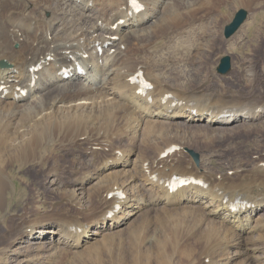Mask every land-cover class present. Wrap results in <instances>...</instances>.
I'll return each instance as SVG.
<instances>
[{
  "label": "bare ground",
  "instance_id": "1",
  "mask_svg": "<svg viewBox=\"0 0 264 264\" xmlns=\"http://www.w3.org/2000/svg\"><path fill=\"white\" fill-rule=\"evenodd\" d=\"M139 1L140 10L130 0H0V61L7 62L0 66V210L22 196L9 202L15 164L41 176L28 185L39 195L28 189L23 213L2 222L0 258L16 244L10 264L65 257L80 264L84 246L98 264L105 249L107 264H207L202 254L211 264H264V220L256 219L264 208V153L225 158L211 148L223 139L211 134L214 127L244 120L264 129V91L257 80L247 92L215 81L234 68L221 79L215 67L206 74L214 80L197 85L173 79L181 65L169 67L171 45L140 56L133 41L157 45L202 33L193 32L200 8L175 11L164 25L166 9L188 3ZM140 72L152 88L141 87ZM234 78L241 83L243 75ZM214 158L222 159L219 170ZM175 178L187 183L175 187ZM78 184L82 191L71 188Z\"/></svg>",
  "mask_w": 264,
  "mask_h": 264
},
{
  "label": "rangeland",
  "instance_id": "2",
  "mask_svg": "<svg viewBox=\"0 0 264 264\" xmlns=\"http://www.w3.org/2000/svg\"><path fill=\"white\" fill-rule=\"evenodd\" d=\"M183 1L188 3V6L185 9L182 7L178 8L177 10H174L173 8L166 9L164 11V14L160 18L159 22L164 25L167 24L168 22H172V20L179 15L178 12L175 11L183 12L188 9L200 8L201 10L200 13H198L195 16V18H197L196 21L197 25L196 28L193 29V32L194 31H197V33L201 32L202 33V34L200 33L201 35L195 36L193 33L190 32L186 35L181 36L180 40H178L177 42L174 41L172 43H169L170 39L167 40L164 39V41L161 40V43L157 45L155 44V41L154 42L147 40H143L142 42L133 41L131 43L133 48L139 50L138 53L140 54V56H145V55H149L151 53L150 51H154V52L162 51L164 47H166L167 45L168 46L171 45L172 46L171 51H173L171 57L173 58V61L169 62V67L173 65H177V66L181 65V66L172 69L170 71L172 75L170 76H172L173 79L175 77L178 81H182L187 85L200 84L210 75L213 76V80H214L215 78L214 74L211 73L208 74L207 76L206 74L215 67H216L215 71L218 74H221L219 75L221 79H223L224 75L228 76L232 68H234L237 69L235 71L236 75H243V80L241 83H239L234 78L235 72L232 77H226L227 80L225 82H220L219 80H216V78L215 81H218V83L224 85L223 88L234 87V89L237 88L239 91L247 92L254 84V80H257L258 83H256L255 87L256 89H258L260 93H262L264 91V78L261 79V76L259 75V70L264 65V1L261 0L263 4L257 6L254 4L252 5L242 4L238 0H183ZM240 7H243L248 11V16L244 21V23L241 25V27L232 36L226 38L223 33L224 26L233 19L236 11ZM200 18L201 20H199ZM179 36L180 35H178V37ZM257 39L260 40L259 42L261 44L258 43ZM196 46H198L201 50H197L195 48ZM124 47L125 46H123V48ZM112 51H114V49ZM100 52H102V50H100ZM225 55L230 56L231 67L226 73H220L218 72L217 68L221 58ZM188 69L189 72L186 71ZM185 74L188 81H184L183 79V76ZM168 96L171 95L169 94ZM182 121L184 120L182 119ZM231 125H226V128L214 127V129L211 132V134L215 132L223 134V135L220 134L223 139L211 143L212 152L214 153L216 152L217 154L216 153L215 154L217 155V157L222 156L225 158H232L234 156L235 157L241 156L244 158L250 157V160H253L254 159L253 157H255L254 155H257L259 153L262 154L264 153V129L261 128L262 126L261 124L250 125L249 123H245L244 120L243 121L237 120L235 124H231ZM196 127L197 126L195 127L193 126V128ZM199 145L204 146V143L200 141ZM207 151L209 152V150ZM164 156H166V154ZM132 158H134V156H132L131 159ZM262 158H264V156ZM192 159L195 162L193 157ZM213 160L215 161L214 164L215 167H217V170H219L218 167L220 166L222 159L219 161L217 158H214ZM198 162H200L199 156H198ZM198 162H196V164H198ZM17 166L18 165L15 164L13 166L14 168H12L13 172L16 175L15 178L16 185L11 188L10 194L8 195V199L9 202L12 201L13 196H15L16 193H18V191L22 193V196L19 201L16 200L17 203L13 205V207L7 208L6 211H3L4 213L2 212V210H0V230L3 229L2 222L5 217L12 215V217L17 218L19 215L23 213L22 208H24V202L27 200L28 189H30L29 191L33 198L39 195L38 194L39 187L33 186L32 188H30L28 185L31 183L30 181H32V179L39 180L41 176L34 175L31 172H27L25 168L23 169ZM125 167L127 166L124 164H119L116 169L124 170L123 168ZM71 170L72 169H69L68 171L72 173L73 170L72 171ZM82 172L84 173V170ZM46 185L47 186L51 185V179L47 181ZM47 186H45V188ZM81 187H84V185L78 184L75 187H71V188H75L79 192L83 190V188ZM87 188L88 190L93 191L95 189V185L89 183ZM261 190L264 191V186L261 187ZM47 193L50 194L51 191L47 190ZM49 200L50 197L47 198V203L45 206L48 205L47 207L50 206L51 208V206L53 207L55 203H52V205H50ZM258 212L259 214L257 215L256 219L258 218V222L260 223L259 220H264V208L263 209L259 208ZM77 214L78 213H74V212L71 213L72 216H77ZM136 221L137 218L129 222L126 228L124 226L119 228L120 231L114 234L115 239H113V241H111L110 244H107V246H112L115 244V242L117 243V239H116L117 234L118 233L124 234V231H126L128 227H130ZM31 226H32L31 230L35 229V225L32 224ZM6 232L8 233L7 230ZM16 241H14L13 243H16ZM90 243L96 244V241H92ZM28 245L29 244L25 243L24 248L27 249L26 247ZM15 246L16 244L8 246V248L4 251L3 253L5 255L3 256L4 259L0 258L3 264H10L11 260L7 261V256L10 257L17 256V251H14L13 249ZM106 250L107 249L102 251L104 255L103 254L100 255L104 260L102 264H107L106 260L107 259L110 260V257H112V256H108V250L107 251ZM71 252L75 253V251H71ZM79 252L83 253L82 257L80 256L82 258V260H80L79 262L80 264L83 263L98 264L97 260H95L96 258L95 256H92V254H90L91 256L84 254L85 246L80 248ZM73 255L74 254H71V259H74ZM206 256H207L206 254H202L199 258L200 260L202 259L203 262H207V264H211L206 259ZM78 258H75L74 260L76 261L78 260ZM67 260L68 257H65L64 260L60 262V258H59L58 261H56V263L53 262L51 264H72L71 262L73 261L70 260L67 261ZM17 261H19V259ZM235 262L239 263V260Z\"/></svg>",
  "mask_w": 264,
  "mask_h": 264
},
{
  "label": "water",
  "instance_id": "3",
  "mask_svg": "<svg viewBox=\"0 0 264 264\" xmlns=\"http://www.w3.org/2000/svg\"><path fill=\"white\" fill-rule=\"evenodd\" d=\"M248 16V11L245 8H239L234 15V18L230 23H228L224 28L225 37H230L234 34L240 26L244 23ZM231 67V58L229 55L222 57L220 64L218 66V71L220 73H226ZM196 156V154H194Z\"/></svg>",
  "mask_w": 264,
  "mask_h": 264
},
{
  "label": "snow or ice",
  "instance_id": "4",
  "mask_svg": "<svg viewBox=\"0 0 264 264\" xmlns=\"http://www.w3.org/2000/svg\"><path fill=\"white\" fill-rule=\"evenodd\" d=\"M132 2L135 4L136 3V0H132Z\"/></svg>",
  "mask_w": 264,
  "mask_h": 264
}]
</instances>
